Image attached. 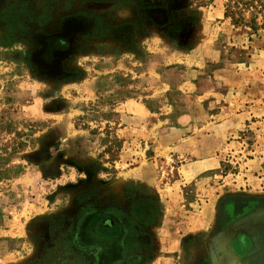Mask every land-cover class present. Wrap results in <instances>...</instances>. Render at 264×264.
<instances>
[{"label": "rangeland", "instance_id": "1", "mask_svg": "<svg viewBox=\"0 0 264 264\" xmlns=\"http://www.w3.org/2000/svg\"><path fill=\"white\" fill-rule=\"evenodd\" d=\"M197 1L0 0V166L20 169L0 180V229L15 224L27 235L22 264L132 263L101 217L128 210L129 185L160 202L132 178L154 152L124 129L128 100L151 113L144 128L187 126L202 109L215 121L250 115L219 147V167L181 188L190 218L163 224L160 202V219L146 228L148 263L264 264V31L250 29L249 14L234 24L227 0ZM153 13L194 19L184 45ZM63 31L70 49L42 66V37ZM184 80L193 93L179 89ZM210 89L216 95L202 97ZM169 165L171 179L179 162Z\"/></svg>", "mask_w": 264, "mask_h": 264}, {"label": "crops", "instance_id": "2", "mask_svg": "<svg viewBox=\"0 0 264 264\" xmlns=\"http://www.w3.org/2000/svg\"><path fill=\"white\" fill-rule=\"evenodd\" d=\"M195 87L191 80H184L179 89L193 93ZM214 95H216L214 90L210 89L202 94V97ZM119 111L124 115H130L129 122L124 128L128 134L135 140L152 143L154 152V157L134 168L137 171L132 174H137V177L132 178L144 183L159 196L164 209L163 224L175 226L180 225L183 218H190L184 217L186 211L181 203V188L193 181H199L201 184L207 173L219 167V159L216 156L219 147L227 138L234 135L250 116L247 111H234L215 121L213 116L202 109L191 112L198 118L195 123L189 124L188 117L183 119L188 123L187 126L166 127L164 122H159L152 124L151 128H144L142 125L151 113L137 100L126 101L120 105ZM175 162H179L175 168L177 176L173 175L168 179L169 175L164 169L168 171L167 165ZM207 206L210 208L211 203ZM14 225L11 228L0 229V264H22L24 262L22 259L25 260V256L29 254L28 250L26 251L29 244L27 235H20L19 229H14ZM13 257L18 259L13 261ZM150 264H155V260Z\"/></svg>", "mask_w": 264, "mask_h": 264}, {"label": "trees", "instance_id": "3", "mask_svg": "<svg viewBox=\"0 0 264 264\" xmlns=\"http://www.w3.org/2000/svg\"><path fill=\"white\" fill-rule=\"evenodd\" d=\"M197 2L199 5L205 3L204 0ZM246 14H249L248 23L254 33L259 30L264 31V0H227L225 16L230 18L234 24L244 21ZM153 15L157 18L155 23L159 27L166 28L163 30L173 42L184 45L189 36L190 27L194 24V19L179 16L167 20L165 13L159 15L153 13ZM11 172L13 174L9 177ZM19 174L20 169L14 171L11 168L4 169L0 166V180L14 178ZM137 188L133 185L127 186L126 195L130 200L128 210H114L113 215L101 216L105 219L103 225L105 228L114 225L118 229L117 235L121 242L120 249L123 252V260L127 261L133 258L132 263L129 264H145L150 261L153 243L151 236L146 232V228L154 225L161 217V205L158 197L150 196L149 192L143 196L132 193ZM91 235L97 239L101 238L94 233ZM49 263L50 261L45 260L41 264Z\"/></svg>", "mask_w": 264, "mask_h": 264}, {"label": "flooded vegetation", "instance_id": "4", "mask_svg": "<svg viewBox=\"0 0 264 264\" xmlns=\"http://www.w3.org/2000/svg\"><path fill=\"white\" fill-rule=\"evenodd\" d=\"M71 34H46L42 37L40 46L41 51L37 53L42 66L53 67L71 46ZM45 70V69H44Z\"/></svg>", "mask_w": 264, "mask_h": 264}]
</instances>
